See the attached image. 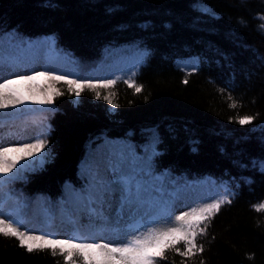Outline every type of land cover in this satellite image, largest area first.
I'll list each match as a JSON object with an SVG mask.
<instances>
[{
  "label": "trees",
  "instance_id": "16d2710c",
  "mask_svg": "<svg viewBox=\"0 0 264 264\" xmlns=\"http://www.w3.org/2000/svg\"><path fill=\"white\" fill-rule=\"evenodd\" d=\"M41 71L64 77L36 87L51 103L0 117V138L47 140L0 176V219L33 235L102 242L106 230L126 242L223 200L188 256L181 241L156 264H264V0H0V83ZM92 159L125 179L84 171ZM66 255L0 234V264Z\"/></svg>",
  "mask_w": 264,
  "mask_h": 264
},
{
  "label": "snow or ice",
  "instance_id": "6c2138e0",
  "mask_svg": "<svg viewBox=\"0 0 264 264\" xmlns=\"http://www.w3.org/2000/svg\"><path fill=\"white\" fill-rule=\"evenodd\" d=\"M36 75L52 80L64 79L63 76H47L43 71L38 72ZM34 79H36V76L32 75H21L18 80L5 78L0 83V109L16 108L24 103L25 98L31 99L33 103H51L50 96L44 99H35L31 95L25 97L23 92L15 87L18 83ZM66 83L75 85L76 89L87 87L95 90L97 87L94 84L79 83L76 80H69ZM114 84L115 81L109 80L105 84L100 85V87H109ZM136 90L140 91V88ZM79 94V91H77L76 95ZM99 98L100 95L97 92V99ZM104 98L108 99V97ZM109 103H112V101L109 100ZM113 106L115 107V105ZM232 106L235 107V104ZM250 122L251 117L248 116L239 120L242 125ZM46 146L47 140L45 139H36L35 142H26L20 146L0 145V176L7 177L10 173H13L14 169H17L21 161L36 156ZM124 179V177L115 176L111 183L119 185ZM223 202L225 201L218 200L215 203H210L176 216V221L181 222L179 226L163 230H152L146 235L133 237L131 240L122 243L77 242L72 239L33 235L26 231H20L16 224L6 219H0V234L5 237L16 238L21 246L27 248L28 252H32L34 249L43 250L49 248L52 250V254L55 255L56 249H60L61 255L67 253L65 256L66 264H76L73 257H80L83 264H156V257L163 258L165 249L174 247L181 241L184 242L186 250L180 255L188 256L196 248L195 237L200 224L207 220L211 213L218 210ZM260 208H264V205H260L258 210ZM200 231H203V229H200ZM176 251L179 250L177 249Z\"/></svg>",
  "mask_w": 264,
  "mask_h": 264
},
{
  "label": "rangeland",
  "instance_id": "374dc122",
  "mask_svg": "<svg viewBox=\"0 0 264 264\" xmlns=\"http://www.w3.org/2000/svg\"><path fill=\"white\" fill-rule=\"evenodd\" d=\"M45 78L46 77H41V76L36 75V79L18 83L17 85H15V87L20 89L23 92V94L25 95V97L31 95L35 99H43L42 95L36 91V87L41 85V83L43 82V80ZM43 107H45V104L33 103L31 99L25 98L24 103L18 105L16 108L0 109V117H2V116L10 117L11 116L10 110H12V109L19 111V112H27L30 109L43 108ZM0 145L20 146V143L10 136H4V137L0 138ZM110 160H111V158H110ZM20 164H23V161H21ZM83 168H84V170H88L89 172L93 173L94 175H97L98 171H99V163L93 159L88 160V162L83 164ZM105 174H106L105 175L106 178L112 180L113 177L117 176V170L109 168L106 170ZM178 205H180V203ZM83 215L84 216L82 218V221L96 220V217H93L92 215L88 216L85 213ZM102 233L104 235V237L102 239L100 238L102 240V242L105 241V242L122 243L120 238H118L117 236H114L113 234L107 232L106 230H103Z\"/></svg>",
  "mask_w": 264,
  "mask_h": 264
}]
</instances>
